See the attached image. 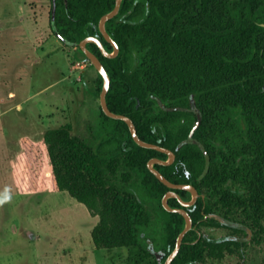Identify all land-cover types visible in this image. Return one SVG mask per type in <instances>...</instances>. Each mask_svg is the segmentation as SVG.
Listing matches in <instances>:
<instances>
[{"label":"trees","instance_id":"obj_1","mask_svg":"<svg viewBox=\"0 0 264 264\" xmlns=\"http://www.w3.org/2000/svg\"><path fill=\"white\" fill-rule=\"evenodd\" d=\"M115 5L116 0H57L52 33L72 43L97 37L113 52L98 24ZM106 30L120 48L118 56L106 57L95 43L87 48L111 78L110 110L131 118L144 141L172 150L175 162L155 168L200 194L187 208L193 228L172 264L243 257L250 231V241L264 244V0H123ZM102 87L99 74L98 93ZM193 109L202 116L194 134L202 146L189 141L198 117ZM21 144L36 186L46 156L43 150L34 154L38 143L29 138ZM40 144L52 165L50 190L68 192L99 217L92 230L96 249L139 247L154 258L147 264H160L156 253L166 261L185 219L163 207L170 189L148 162L167 160V154L137 145L127 123L102 108L91 138L75 136L65 125L47 130ZM174 191L191 199L186 190ZM147 202L165 214L164 222L151 217ZM169 205L182 208L176 198ZM215 214L236 225L219 222ZM154 221L162 225L160 247ZM202 227L230 233L208 237L200 235Z\"/></svg>","mask_w":264,"mask_h":264},{"label":"rangeland","instance_id":"obj_2","mask_svg":"<svg viewBox=\"0 0 264 264\" xmlns=\"http://www.w3.org/2000/svg\"><path fill=\"white\" fill-rule=\"evenodd\" d=\"M51 13L52 0H0V264H147L154 258L139 247L96 249L92 230L99 217L68 192L49 188L52 165L40 144L45 132L70 125L73 135L91 138L101 119L99 73L79 46L52 33ZM25 138L38 143L35 155L46 156L36 186L27 174ZM147 206L151 217L166 220ZM212 218L236 225L219 214ZM153 230L160 247L161 223L154 221ZM228 233L200 229L213 238ZM244 239L243 257L206 264H264V244Z\"/></svg>","mask_w":264,"mask_h":264},{"label":"water","instance_id":"obj_3","mask_svg":"<svg viewBox=\"0 0 264 264\" xmlns=\"http://www.w3.org/2000/svg\"><path fill=\"white\" fill-rule=\"evenodd\" d=\"M122 1L123 0H116L115 8L111 12L103 15L99 21V24H98V27H99L101 34L106 39V41L112 45L113 52H108L105 49L101 40L97 37H87L84 40H82L80 43H72V42H69L66 40H64L63 42L67 45H70V46H79L80 49L85 54V56L89 59V61L92 63V65L96 68L98 73L102 76L103 87H102V90L100 93V106L102 108V111L110 118H113L116 120H122V121L126 122L128 127H129V130L131 132V135H132V137H133V139L137 145H139L143 148L158 150V151L163 152V153L168 155L167 160H160L158 158H152L148 162V168L163 184H165L170 189V191H168L162 199L163 207L169 212L181 214L185 219V227H184L183 231L179 234V236L177 238L176 246H175L174 250L172 251V253L167 257L166 261L164 263H162V254L161 253L155 254L157 259H158V262L160 264H172V262L174 261V259L177 257V255L180 252V249L183 245V241H184L186 234L193 228V219H192L191 215L189 214V212L187 211V208L195 205L200 194H199L198 190L195 188V186H193L192 184L173 183L170 180H168L159 170H157L155 168L156 164L169 166L175 162L176 155L172 150L165 148V147H162L159 144L144 141L143 139H141L139 137V135L137 133L136 125L131 118H129L128 116H125V115L116 114L110 110L108 103H107V94L110 90L111 78H110L105 66L101 62V60L87 48L88 43H95L96 45H98L101 52L106 57L115 58L116 56H118V54L120 52V48H119L118 44L116 43V41L107 32L106 24L109 20L115 18L119 14ZM55 17H56V0H53V10H52V20L51 21H52V25L54 27H55ZM162 107L166 110H174V111L184 110L183 108H178V107L173 108V109L166 108L163 105H162ZM193 111H195V110L193 109ZM195 112H196L198 117H197V121L195 122V124H194V126H193V128L189 134V141L191 143H195V144L202 146L201 142H199L198 140H194V134L202 122L201 114L198 111H195ZM174 190H186V191L190 192L191 199L189 201L183 200L180 197V195L178 193H176ZM171 198L178 199L180 204L182 205V208H172L169 205V199H171ZM250 237H251V231H250Z\"/></svg>","mask_w":264,"mask_h":264},{"label":"flooded vegetation","instance_id":"obj_4","mask_svg":"<svg viewBox=\"0 0 264 264\" xmlns=\"http://www.w3.org/2000/svg\"><path fill=\"white\" fill-rule=\"evenodd\" d=\"M57 1V0H56ZM52 10H53V0H52ZM61 41V40H60ZM200 197V196H199ZM199 199V198H198Z\"/></svg>","mask_w":264,"mask_h":264}]
</instances>
